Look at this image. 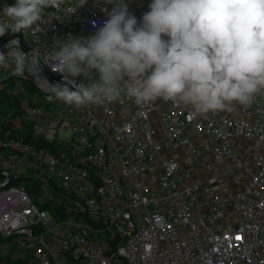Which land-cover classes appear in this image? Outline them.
I'll use <instances>...</instances> for the list:
<instances>
[{"label": "built area", "instance_id": "2783aa9c", "mask_svg": "<svg viewBox=\"0 0 264 264\" xmlns=\"http://www.w3.org/2000/svg\"><path fill=\"white\" fill-rule=\"evenodd\" d=\"M80 2L46 9L35 34L6 32L0 37L6 62L14 67L11 53L21 51L32 60L24 75L45 71L55 82L44 79L48 91L61 82L50 67L53 40L88 37L97 30L93 21L99 26L107 19L97 0L79 8ZM125 2L141 21L151 0ZM14 3L0 0V11ZM13 34L22 35L27 53L18 37L4 42ZM10 41H18V49ZM76 82L87 83L84 76ZM167 102L139 105L122 93L80 108L63 101L53 109L26 105L24 118L52 148L18 138L2 143L0 234L12 237L4 252L16 244L30 253L29 264H264V93L250 105L238 104L240 114L192 115L191 106ZM235 138L248 147L241 151ZM171 151L195 159L209 153L235 189L222 194L211 184L199 187ZM32 169L41 180L42 202L53 201L55 213L39 206L23 184L12 183Z\"/></svg>", "mask_w": 264, "mask_h": 264}, {"label": "clouds", "instance_id": "9594fccd", "mask_svg": "<svg viewBox=\"0 0 264 264\" xmlns=\"http://www.w3.org/2000/svg\"><path fill=\"white\" fill-rule=\"evenodd\" d=\"M64 3L15 0L5 5L0 37L9 30L35 34L45 10ZM86 3L81 0L78 7ZM97 3L105 6L107 19L99 26L93 21V35L53 40L50 67L62 81L50 85L49 101L80 108L115 101L124 93L139 105L163 99L203 115L250 105L264 93V0H151L139 22L125 0ZM18 44L9 42L17 49ZM11 57L12 74L23 76L31 58L18 50ZM7 66L0 53V67ZM81 75L87 83L76 82Z\"/></svg>", "mask_w": 264, "mask_h": 264}, {"label": "trees", "instance_id": "16d2710c", "mask_svg": "<svg viewBox=\"0 0 264 264\" xmlns=\"http://www.w3.org/2000/svg\"><path fill=\"white\" fill-rule=\"evenodd\" d=\"M12 73L6 74L0 79V153L4 150L2 143L7 138L23 139L37 148L51 149L52 145L49 142L45 141L41 135L34 134L33 121L25 119L24 116L26 115V105L53 109L57 105V101L55 99L49 101L47 97L52 94L39 87L33 79L26 75L18 76ZM33 171L32 169L30 172L22 174L12 183L23 184L39 206L55 213L58 206L53 201L42 202L41 180L35 177ZM2 179V166L0 165V182ZM57 189L61 190L60 187ZM58 211L60 212L59 217H67L62 208H59ZM11 239L12 237H4L0 234V264H29L33 262L30 253L21 250L16 244L11 246L9 252H4L3 246ZM69 264L82 263L70 259Z\"/></svg>", "mask_w": 264, "mask_h": 264}, {"label": "crops", "instance_id": "0c3cea01", "mask_svg": "<svg viewBox=\"0 0 264 264\" xmlns=\"http://www.w3.org/2000/svg\"><path fill=\"white\" fill-rule=\"evenodd\" d=\"M6 72H4V74ZM155 103H157L161 107L169 106L168 102L162 99L155 100ZM220 112L223 114H240V106L238 104H234L232 110H223ZM152 117L155 121V124L158 127L159 135L163 136L164 130L159 121V111L155 110L152 113ZM234 141L238 145L241 151H244V149L248 147V143H245L244 140L241 138H235ZM171 154H173L175 157H177L180 160L182 170L184 172L190 173L191 181L199 183L200 185L199 187L205 184H211L212 186H214V188H216L218 192L229 190L227 187H225L224 185H221L219 182V177L222 174H226V173L223 172L224 170L219 168L214 163L213 158L209 153H206L203 157L199 159H195L189 156L184 151H179V152L171 151ZM226 176L228 180H230L228 174H226ZM235 187L236 186L233 184V188L231 189V191L234 190ZM222 194H225V193H222Z\"/></svg>", "mask_w": 264, "mask_h": 264}, {"label": "rangeland", "instance_id": "374dc122", "mask_svg": "<svg viewBox=\"0 0 264 264\" xmlns=\"http://www.w3.org/2000/svg\"><path fill=\"white\" fill-rule=\"evenodd\" d=\"M7 65H8L7 67H0V78H2L3 76H5L6 74H9V73H12L13 72L14 67L10 63H8V62H7ZM4 72H6V73L4 74ZM55 101H57L56 102L57 104H59V103L60 104H63V103L60 102V100H56L55 99ZM61 134L64 135V136H70L71 135V130H64V131L61 132ZM219 182H220L221 185H224L225 187H227L229 189L228 191L227 190L226 191H220L221 193L227 194L233 188V182H231L230 180H228L226 174H222L219 177Z\"/></svg>", "mask_w": 264, "mask_h": 264}, {"label": "water", "instance_id": "95a60500", "mask_svg": "<svg viewBox=\"0 0 264 264\" xmlns=\"http://www.w3.org/2000/svg\"><path fill=\"white\" fill-rule=\"evenodd\" d=\"M138 22H139V21H138ZM14 37H18V38L20 39V45H21V48H22V50H23L24 52L27 53L29 50H28V47L25 45V43H24V41H23V38H22V35H21V34H13V35H10V36H8V37L5 38L4 42H6V41H8V40H10L11 38H14ZM43 76H44L47 80H49L50 82L55 83L54 80H53V79H52V78H51V77H50L45 71H43ZM82 76H83V75L78 76L76 80H79ZM29 78L33 79V80L38 84L39 87L43 88V87H42V84H41L36 78H34L33 76H31V77H29ZM49 92H50L51 94H53V93H52V90H49Z\"/></svg>", "mask_w": 264, "mask_h": 264}, {"label": "bare ground", "instance_id": "6f19581e", "mask_svg": "<svg viewBox=\"0 0 264 264\" xmlns=\"http://www.w3.org/2000/svg\"><path fill=\"white\" fill-rule=\"evenodd\" d=\"M34 75H35V77H36V79L38 80V81H40V83L43 85V86H45V77L41 74V73H39V72H34L33 73Z\"/></svg>", "mask_w": 264, "mask_h": 264}]
</instances>
